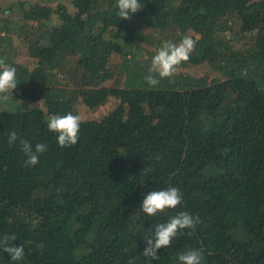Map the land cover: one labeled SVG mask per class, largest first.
Here are the masks:
<instances>
[{
  "label": "trees",
  "instance_id": "16d2710c",
  "mask_svg": "<svg viewBox=\"0 0 264 264\" xmlns=\"http://www.w3.org/2000/svg\"><path fill=\"white\" fill-rule=\"evenodd\" d=\"M54 1L0 0V57L18 82L0 103V238L25 249L17 262L0 248V264H179L189 249L264 264V0H141L131 19L116 0ZM16 5L14 21L3 13ZM183 35L198 38L190 60L150 87L155 51ZM108 100L102 115L77 110ZM69 111L80 138L61 148L45 118ZM12 131L47 145L37 165L9 147ZM168 186L180 206L140 210ZM180 211L202 224L149 260L146 239Z\"/></svg>",
  "mask_w": 264,
  "mask_h": 264
},
{
  "label": "clouds",
  "instance_id": "9594fccd",
  "mask_svg": "<svg viewBox=\"0 0 264 264\" xmlns=\"http://www.w3.org/2000/svg\"><path fill=\"white\" fill-rule=\"evenodd\" d=\"M120 18L131 19L143 7L141 0H116ZM198 38L192 35H183L180 41L171 40L162 42L151 58L148 74L144 77L150 87H157L161 80L173 77L182 63L190 60L195 50ZM131 58V57H130ZM139 58V57H138ZM17 68L7 62V57H0V103L11 99L13 90L17 87ZM42 101V100H41ZM40 101V102H41ZM39 102V106H40ZM36 107L29 105L28 109ZM46 125L50 132L57 134L56 139L61 148L74 146L80 138L82 117L78 113L69 111L65 114H50L46 116ZM9 147L18 144L26 156L25 166L32 167L40 162V155L47 150V145L37 143L35 146L26 138L12 131L8 137ZM183 192L176 186H168L150 191L143 196L140 210L150 217L159 216L168 209H176L182 204ZM202 224L199 215L193 216L187 211H180L169 217L166 223H159L155 228V237L147 238V247L143 255L149 260H158V250L168 248L172 241L179 236H193L198 225ZM17 238L15 233L5 234L0 238V248L7 252L11 261H22L25 256L23 245L16 246L10 243ZM179 264H205L203 253L198 249H189L179 253Z\"/></svg>",
  "mask_w": 264,
  "mask_h": 264
},
{
  "label": "rangeland",
  "instance_id": "374dc122",
  "mask_svg": "<svg viewBox=\"0 0 264 264\" xmlns=\"http://www.w3.org/2000/svg\"><path fill=\"white\" fill-rule=\"evenodd\" d=\"M11 1L13 0H1V6L8 7L10 5ZM17 1V0H15ZM29 1V0H27ZM13 3V2H12ZM67 5V0H55L53 2V5L59 6V5ZM3 12V11H2ZM1 13V12H0ZM21 9L18 8V5L13 6L10 8L6 13H3L5 15H8L11 19H14V21H17L20 17ZM14 23V22H13ZM114 105L113 100H108L105 103L95 107V108H89L86 104H79L77 107L78 112L82 114V116H88V115H102L104 114L108 109L112 108ZM89 108V109H88Z\"/></svg>",
  "mask_w": 264,
  "mask_h": 264
}]
</instances>
